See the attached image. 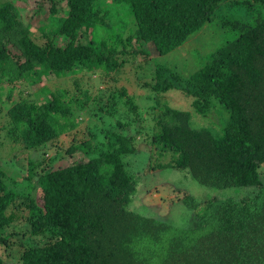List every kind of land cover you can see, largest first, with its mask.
Returning a JSON list of instances; mask_svg holds the SVG:
<instances>
[{
  "label": "trees",
  "instance_id": "1",
  "mask_svg": "<svg viewBox=\"0 0 264 264\" xmlns=\"http://www.w3.org/2000/svg\"><path fill=\"white\" fill-rule=\"evenodd\" d=\"M55 1L39 29L41 44L13 3L0 2V89L4 81L22 82L35 97L24 98L13 86L0 90V139L4 133L14 142L11 149L41 153L27 155L23 165L14 152L0 156V246L10 247L6 230L23 217L29 238L18 241L24 247L17 264H264V0L237 1L243 9L221 16L220 26L232 37L192 73L154 66L144 82L156 98L150 133L116 120V127H91L82 137L76 113L85 110L89 89L76 79L70 93L36 85L78 72L121 71L148 42L165 54L227 0ZM252 2L260 8L252 9ZM56 35L66 43L57 45ZM170 89L179 90L208 125L196 126L190 110L170 106L163 96ZM125 91L95 103L111 115L108 102ZM125 100L140 123L138 107L129 96ZM141 132L153 145L143 150L152 167L186 169L202 185L240 190L201 200L185 194L179 202L191 213L188 225L135 211L143 167L133 168L129 159L141 151L134 145ZM64 134H71L65 148L58 143ZM154 152L171 159L150 163ZM65 155L73 160L54 166ZM13 162L14 172L4 169ZM0 264L13 263L0 256Z\"/></svg>",
  "mask_w": 264,
  "mask_h": 264
},
{
  "label": "rangeland",
  "instance_id": "2",
  "mask_svg": "<svg viewBox=\"0 0 264 264\" xmlns=\"http://www.w3.org/2000/svg\"><path fill=\"white\" fill-rule=\"evenodd\" d=\"M11 1L16 10L19 20L24 24H29L32 29V37L38 42L43 43L45 37L39 30L40 26L49 22V7L50 0H0V2ZM240 0H227L224 5L220 7V12H217L210 20L206 21L200 28L194 31L187 39L173 50L159 55L154 45L151 42L145 44V52L137 51L134 58H128L127 63L124 65L121 71H114L109 75H105L103 72H78L77 74H68L65 77L53 78L51 77L46 82H41L36 85V89H40L42 86H48L49 89L65 88L67 92H74L73 81L79 80L81 88L87 87L90 92V99L81 113H76L77 118L81 121L76 129L77 137L85 136L88 128L108 126V123H112L116 127L115 121L128 123L129 130H134L139 124L143 125L147 133H150V127H153L152 112H154V104L156 101L155 94L150 90L149 86H145L144 82L150 81L151 72L156 64L166 65L169 68L176 70L181 75H188L205 63L216 50V48L223 43L226 38L232 37V33L219 24L221 16L225 13H229L235 10H241L242 7L236 3ZM55 5L59 6L58 0L55 1ZM228 6H235V8ZM259 2H252V9L260 8ZM57 17H55L56 19ZM53 40L57 45H64L67 41L65 37L59 35L54 36ZM13 51L17 52L14 48ZM14 87L19 90L20 94L24 98L34 99L33 88L27 84L14 82L13 84L4 81L1 87V92L6 93L7 88ZM125 87L126 95L131 98L133 103L138 107L137 113L141 116V122L134 121L135 112L128 111L129 107L126 103L125 96H116L115 100H110L109 105L113 104L114 111L111 115L107 113V109L99 110V104L95 103V98L99 97L102 102L108 98L111 92H115L118 95V91L121 87ZM77 93V92H76ZM77 93V96H80ZM162 96V95H161ZM164 100L172 107L179 109H188L192 113V120L196 126L208 125L207 117L193 111L189 106L187 99L180 94L179 90L170 89L165 94ZM162 96V98H163ZM17 95H14V99ZM80 111V110H79ZM215 117L216 114H213ZM212 117V116H211ZM2 122V121H1ZM198 124V125H197ZM141 132V133H142ZM144 133L136 135L134 138V145L137 148L135 155L130 156L132 167L142 170V179L138 180L137 194H135L131 203L132 208L135 211L144 215H153L156 218L168 220L171 219L180 225H188L191 219V213H188L185 206L179 202L185 194H192L197 199H205L210 197H227L232 195L233 191L240 190L239 188H215L214 186H206L198 183L186 169H159L149 165L148 153H144L143 150H150L153 145L146 143L143 139ZM4 142L0 146V156L9 154L8 151L14 152L20 162L25 164L26 156L37 157L40 152H26L21 149H11L14 142L8 141L4 133L1 136ZM71 134H64L58 140L63 142V148L69 144ZM61 147L59 144L58 147ZM146 146L147 148L143 147ZM54 148H48V151L44 153V157L47 159L49 155H52ZM142 152V155L139 153ZM35 153V154H34ZM75 156H79L77 153ZM141 156V157H139ZM147 156V157H146ZM150 163L153 162H167L170 161V155L159 156L156 152L153 153ZM73 160L72 156H64L57 160L54 166L66 165ZM9 164L5 167L7 171L14 172L16 170L17 163ZM144 165V166H143ZM264 174V168L262 169ZM20 183V182H19ZM23 185L22 183L17 186ZM140 190V191H139ZM15 224V227L13 225ZM16 230V231H15ZM12 232L10 237V247L5 249L0 246V256L4 257L7 261L17 264L20 251L23 249L24 244L21 242L28 241V232L26 220L21 217L8 228ZM15 234V236L13 235ZM34 240V239H33Z\"/></svg>",
  "mask_w": 264,
  "mask_h": 264
}]
</instances>
